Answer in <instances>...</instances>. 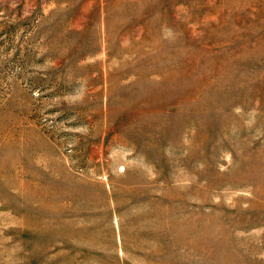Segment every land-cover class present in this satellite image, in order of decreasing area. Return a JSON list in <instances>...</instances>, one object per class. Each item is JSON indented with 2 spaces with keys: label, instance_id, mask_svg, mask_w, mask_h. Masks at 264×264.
I'll list each match as a JSON object with an SVG mask.
<instances>
[{
  "label": "rangeland",
  "instance_id": "1",
  "mask_svg": "<svg viewBox=\"0 0 264 264\" xmlns=\"http://www.w3.org/2000/svg\"><path fill=\"white\" fill-rule=\"evenodd\" d=\"M0 264H264V0H0Z\"/></svg>",
  "mask_w": 264,
  "mask_h": 264
}]
</instances>
